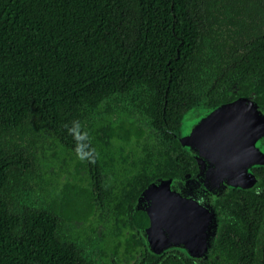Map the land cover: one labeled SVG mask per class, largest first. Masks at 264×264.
I'll list each match as a JSON object with an SVG mask.
<instances>
[{
  "label": "trees",
  "instance_id": "trees-1",
  "mask_svg": "<svg viewBox=\"0 0 264 264\" xmlns=\"http://www.w3.org/2000/svg\"><path fill=\"white\" fill-rule=\"evenodd\" d=\"M231 79L243 97L251 86L264 95V0H0V264H88L59 217L86 221L94 207L88 196L78 207L68 183L42 190L46 140L75 162L78 146L92 158L74 171L131 189L176 179L196 171L191 154L171 136L150 148L115 102L147 93L142 106L161 119L199 88L215 93L212 107L230 100ZM197 109L202 123L208 109ZM252 171L253 188L217 200L219 235L194 264H264V165Z\"/></svg>",
  "mask_w": 264,
  "mask_h": 264
},
{
  "label": "flooded vegetation",
  "instance_id": "flooded-vegetation-1",
  "mask_svg": "<svg viewBox=\"0 0 264 264\" xmlns=\"http://www.w3.org/2000/svg\"><path fill=\"white\" fill-rule=\"evenodd\" d=\"M203 52L205 55L212 54L210 48H204ZM229 83L228 91L235 95L230 100L212 107L213 105L210 104V101L215 93L212 92L210 87L199 88L191 96L193 99L173 103L170 106L172 112L169 110L170 116H166V111L164 110L163 118L161 119L158 118V114L152 116V113L148 112V103L142 106L141 101L149 97L147 93L140 96L136 95L133 100L131 99V95L130 98H124L123 96L121 100L119 98L115 103L127 107L129 116L127 124L130 125L131 122H134V125L143 133L144 140L153 139V143L149 144L150 148L153 149L160 143L166 142L164 138L169 136L179 143L178 137H180L181 122L188 111L198 110L197 108L202 110L212 109L242 98L243 95L238 94L237 82L231 79ZM256 88L254 86L248 88L247 96L250 94L254 96ZM145 89L149 91V88ZM157 90L160 91L159 89ZM164 103L166 104V99H164ZM116 104L111 103L113 109L116 108ZM180 110L182 111L181 115L179 114ZM192 122L194 123L193 120ZM198 124L195 122L190 130L193 131V128L195 130ZM167 141L169 142L170 140ZM119 143L124 148L125 146L127 147L126 144L129 142L128 140H124ZM57 145L52 140H46L43 152H41V168L46 171V176L50 177L48 184L42 186V190L50 189V186L53 185L56 188V195V191L62 189L68 183L71 184V188L73 189L72 195H78V207L86 210L89 209V204H92V207H94L95 213L87 215L86 221L74 219L71 224H68L65 222V219L59 217V221L62 223L63 230L66 233L65 235L77 238L79 241L82 240L81 246L84 248L83 256L87 259L88 264H187V261L194 264L195 258L192 260L181 250H169L158 254L149 251L146 245V239L155 237L157 234L154 231L156 226L151 220V216L155 215L153 206L158 203L160 198H164V195H168L167 192L158 187V180H171L172 178H155L144 186L143 184H137L131 189V183L110 182L104 176H99L96 172H92V167L80 170L79 173L74 171L79 159L81 160L80 162L82 160L84 162L85 160L87 162L85 165H88L89 162H93L92 158L85 155L83 159L79 158L75 162L66 153L59 151ZM191 150L192 154H194V156L192 154L191 156L196 163V171L193 172V167L191 166L192 173L184 170L179 178L196 175L199 171V163L194 157H200V155L196 154L198 153L196 149L192 148ZM60 158H62L61 162ZM254 182L251 188L254 187ZM153 183L156 186L150 189ZM85 196L89 197V204L84 198ZM34 198L36 196L30 197V200ZM42 198L40 196V199ZM41 207L49 209L47 201H44V206L41 205ZM220 207L221 209L223 208L222 203ZM222 213V218L224 219L226 216L225 209H223ZM82 223L85 225L84 228L88 230L82 228ZM88 224L94 225L92 231H89L90 225ZM74 227L80 231L76 233ZM219 230L217 231V235H219Z\"/></svg>",
  "mask_w": 264,
  "mask_h": 264
},
{
  "label": "water",
  "instance_id": "water-1",
  "mask_svg": "<svg viewBox=\"0 0 264 264\" xmlns=\"http://www.w3.org/2000/svg\"><path fill=\"white\" fill-rule=\"evenodd\" d=\"M254 92V96L206 110L205 121L193 131L194 111L184 115L178 141L190 154L192 148L200 151L201 156L194 157L199 171L158 180V187L168 195L153 206L151 220L157 234L146 239L152 253L181 250L191 259H207L220 225L217 200L233 189L251 188L252 170L264 165V97L260 89ZM213 123L217 128L208 133L206 128ZM155 186L151 184L150 189Z\"/></svg>",
  "mask_w": 264,
  "mask_h": 264
},
{
  "label": "clouds",
  "instance_id": "clouds-1",
  "mask_svg": "<svg viewBox=\"0 0 264 264\" xmlns=\"http://www.w3.org/2000/svg\"><path fill=\"white\" fill-rule=\"evenodd\" d=\"M78 127H79V125L77 124V125L75 126V128H74V129H71L70 131H76V129H78ZM76 139H77V141H79V140H81V139H84V137H83V136H80L79 133H77V135H76ZM77 154H78V156H79L81 159L84 158V157H83V154H82L81 151H80L79 146L77 147Z\"/></svg>",
  "mask_w": 264,
  "mask_h": 264
},
{
  "label": "bare ground",
  "instance_id": "bare-ground-1",
  "mask_svg": "<svg viewBox=\"0 0 264 264\" xmlns=\"http://www.w3.org/2000/svg\"><path fill=\"white\" fill-rule=\"evenodd\" d=\"M217 128V123H213L212 125L211 124H209V126H207V130H209V132L208 133H210V132H212V131H214L215 129ZM203 131L205 132V128H203ZM193 149H195V148H193ZM197 150V149H196ZM198 151V150H197ZM198 153H199V151H198ZM196 153L197 155H200L201 156V154L199 153ZM202 158V157H201Z\"/></svg>",
  "mask_w": 264,
  "mask_h": 264
},
{
  "label": "rangeland",
  "instance_id": "rangeland-1",
  "mask_svg": "<svg viewBox=\"0 0 264 264\" xmlns=\"http://www.w3.org/2000/svg\"><path fill=\"white\" fill-rule=\"evenodd\" d=\"M62 161V158H60V162ZM48 178H50V177H48Z\"/></svg>",
  "mask_w": 264,
  "mask_h": 264
}]
</instances>
